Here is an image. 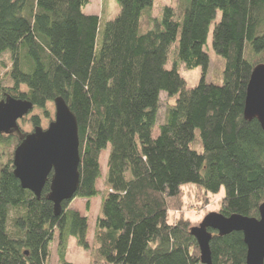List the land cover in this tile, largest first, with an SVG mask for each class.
I'll return each instance as SVG.
<instances>
[{
  "label": "trees",
  "instance_id": "1",
  "mask_svg": "<svg viewBox=\"0 0 264 264\" xmlns=\"http://www.w3.org/2000/svg\"><path fill=\"white\" fill-rule=\"evenodd\" d=\"M117 1L120 12L108 19L85 13L90 0H0V55L10 64L0 73V101L28 99L47 116L49 102L67 101L79 126L75 197L88 200L87 210L100 194L101 153L112 147L93 245L73 199L55 213L53 173L38 198L22 187L13 159L0 166V264H48L56 231L61 264H74L71 238L91 251L88 264H202L191 221H170L188 185L214 195L224 188L225 216L260 217L264 129L246 119L245 103L251 74L264 63V0H178L160 16L155 0ZM212 25L223 68L209 80ZM180 64L202 68L196 86H187ZM163 92L174 102L155 135ZM32 122L40 126L38 116ZM4 136L1 146L11 142ZM177 141L180 148L168 147ZM213 233V264H247L242 232Z\"/></svg>",
  "mask_w": 264,
  "mask_h": 264
},
{
  "label": "water",
  "instance_id": "2",
  "mask_svg": "<svg viewBox=\"0 0 264 264\" xmlns=\"http://www.w3.org/2000/svg\"><path fill=\"white\" fill-rule=\"evenodd\" d=\"M56 117L47 129L41 126L22 135L13 157L14 174L25 189L40 198L51 180L48 198L54 202L59 215L64 201L74 199L80 185V138L75 114L63 97L54 101ZM34 110L28 99L8 96L0 101V133L14 134L19 129V120ZM247 120L258 119L264 129V63L255 66L247 88L245 103ZM212 230V231H211ZM213 231L228 235L234 231L244 234L247 245V264H264V202L260 206V217L241 214L225 216L221 212H210L199 226L191 228L196 237L202 264H213L210 242Z\"/></svg>",
  "mask_w": 264,
  "mask_h": 264
},
{
  "label": "rangeland",
  "instance_id": "3",
  "mask_svg": "<svg viewBox=\"0 0 264 264\" xmlns=\"http://www.w3.org/2000/svg\"><path fill=\"white\" fill-rule=\"evenodd\" d=\"M178 0H155L153 6V14L155 16H160L162 14V10L164 6L171 5L176 6ZM87 14H98L105 16V18L112 19L116 17V15L120 12V5L117 0H90L88 6L84 9ZM220 18V13L218 15V19ZM214 25L211 27V31L208 37L207 45L205 46L206 51L209 53L211 58V66L208 74V79L211 80L220 75L221 70L223 68L222 62L216 55L213 46H212V31ZM174 56L171 53L169 58V63L167 65L168 68L173 66ZM5 64V66H4ZM9 56L4 54L0 55V73L3 75L5 72L6 66H9ZM180 72L182 76L187 81L188 87H194L198 84L200 78L202 77V68L198 67L195 69H186L183 64L179 66ZM21 89L23 91H27L26 86H22ZM174 102V98H170L167 93L163 92L161 94V109L159 112L158 123L153 129V134H159V125L163 122L164 114L167 105ZM47 110L49 115L47 116L43 110L34 109L28 115H26L23 119L19 120V129L15 131L14 134H5L4 137L11 138L10 144L0 145V166L3 163L7 162L10 158L13 159L14 151L18 143V137L31 133L34 131V124L32 122V117L38 116L40 118V126L43 129H47L52 121L55 120L56 117V106L54 102H49L47 104ZM7 135V136H6ZM182 141L169 143L168 147L170 149L180 148L182 145ZM112 147L109 145L103 152L100 157L101 164V178L97 181V188L100 191V194L91 198L90 200V209L87 210V202L86 198L75 197L70 203V208L75 209L81 214L86 215L89 219V230H88V242L93 245L94 244V229L97 220V216L99 214L100 206H101V193L105 188V176L107 169L108 157L110 154ZM225 196V189L216 195L211 193H206L202 189L196 186H185L183 188L182 200L176 202L174 207L170 210V221H177L180 218L187 219L191 221L192 227L199 226L203 221L206 215L210 212H218L222 206L223 197ZM59 232L56 231L54 240L51 244V256L49 258L48 264H61L58 249H59ZM91 259V251L86 250L80 247L76 239H72L69 242L68 250H67V260L74 264H88Z\"/></svg>",
  "mask_w": 264,
  "mask_h": 264
},
{
  "label": "crops",
  "instance_id": "4",
  "mask_svg": "<svg viewBox=\"0 0 264 264\" xmlns=\"http://www.w3.org/2000/svg\"><path fill=\"white\" fill-rule=\"evenodd\" d=\"M73 238H71L70 240H72ZM75 239V238H74Z\"/></svg>",
  "mask_w": 264,
  "mask_h": 264
}]
</instances>
